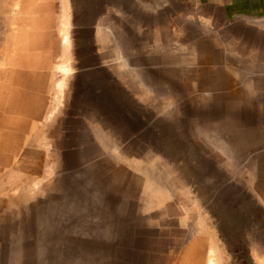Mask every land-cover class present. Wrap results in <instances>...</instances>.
I'll list each match as a JSON object with an SVG mask.
<instances>
[{"label": "rangeland", "instance_id": "374dc122", "mask_svg": "<svg viewBox=\"0 0 264 264\" xmlns=\"http://www.w3.org/2000/svg\"><path fill=\"white\" fill-rule=\"evenodd\" d=\"M0 264H264V0H0Z\"/></svg>", "mask_w": 264, "mask_h": 264}]
</instances>
